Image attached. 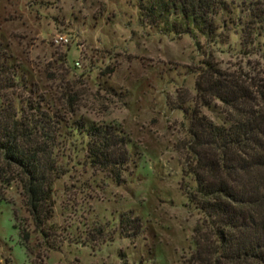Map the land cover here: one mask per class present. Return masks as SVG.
Returning a JSON list of instances; mask_svg holds the SVG:
<instances>
[{"label": "rangeland", "instance_id": "rangeland-1", "mask_svg": "<svg viewBox=\"0 0 264 264\" xmlns=\"http://www.w3.org/2000/svg\"><path fill=\"white\" fill-rule=\"evenodd\" d=\"M146 1L0 0V43L25 75L81 94L56 150L65 174L52 187L48 236L28 227L18 192L8 190L0 200V264H191L197 242L211 247L188 200L196 187L188 130L194 111L216 126L227 119L219 101L201 106L196 83L207 77L206 63L247 83L264 81V36L246 46L240 32L256 0H226L229 12L217 18L211 42L150 26L139 12ZM59 37L67 43H55ZM95 126L125 141L119 181L86 159V133Z\"/></svg>", "mask_w": 264, "mask_h": 264}, {"label": "trees", "instance_id": "trees-1", "mask_svg": "<svg viewBox=\"0 0 264 264\" xmlns=\"http://www.w3.org/2000/svg\"><path fill=\"white\" fill-rule=\"evenodd\" d=\"M139 12L165 34L211 42L219 30L217 18L229 7L226 0H147ZM246 14L240 32L247 46L264 36V0L249 3ZM206 66L207 77L196 83L201 106H208V99L219 101L227 126L213 125L200 111L190 117L187 171L196 187L188 200L212 239L211 247L196 243L191 264H264V81L247 83ZM44 86L28 78L22 63L0 43V200L16 189L28 227L47 237L52 187L65 174L56 150L81 94L62 85ZM86 136L90 167L119 181L128 162L124 139L110 126L92 127ZM13 217L17 220L15 211ZM21 232L27 243L29 234ZM195 234L201 235L199 228Z\"/></svg>", "mask_w": 264, "mask_h": 264}, {"label": "built area", "instance_id": "built-area-1", "mask_svg": "<svg viewBox=\"0 0 264 264\" xmlns=\"http://www.w3.org/2000/svg\"><path fill=\"white\" fill-rule=\"evenodd\" d=\"M67 43V40L65 38L59 37L57 40H55V43Z\"/></svg>", "mask_w": 264, "mask_h": 264}]
</instances>
